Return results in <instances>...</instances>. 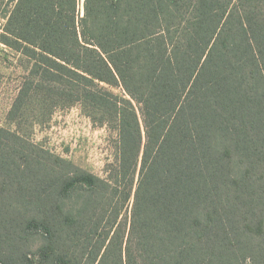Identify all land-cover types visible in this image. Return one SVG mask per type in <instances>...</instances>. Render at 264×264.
I'll return each instance as SVG.
<instances>
[{
	"label": "trees",
	"instance_id": "16d2710c",
	"mask_svg": "<svg viewBox=\"0 0 264 264\" xmlns=\"http://www.w3.org/2000/svg\"><path fill=\"white\" fill-rule=\"evenodd\" d=\"M1 38L0 264H264V0H17ZM77 103L107 177L30 137Z\"/></svg>",
	"mask_w": 264,
	"mask_h": 264
},
{
	"label": "rangeland",
	"instance_id": "374dc122",
	"mask_svg": "<svg viewBox=\"0 0 264 264\" xmlns=\"http://www.w3.org/2000/svg\"><path fill=\"white\" fill-rule=\"evenodd\" d=\"M16 2L0 0V125L7 128H15L8 118L9 111L32 64L27 56L1 41L7 15ZM111 89L122 93L120 88ZM30 137L37 145L100 177H107L109 166L116 163L117 130L110 125L94 124L79 103L56 109L52 119L31 129Z\"/></svg>",
	"mask_w": 264,
	"mask_h": 264
}]
</instances>
